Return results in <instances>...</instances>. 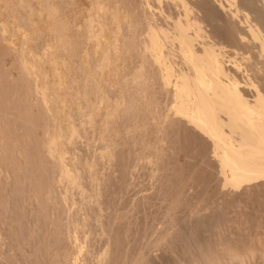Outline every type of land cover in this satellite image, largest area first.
Wrapping results in <instances>:
<instances>
[{
  "label": "bare ground",
  "instance_id": "1",
  "mask_svg": "<svg viewBox=\"0 0 264 264\" xmlns=\"http://www.w3.org/2000/svg\"><path fill=\"white\" fill-rule=\"evenodd\" d=\"M143 1L150 9L152 1L158 3L162 9L165 4L170 6L169 8L176 7V19H174L175 16L168 15L174 20V23L171 22L174 25L173 29H171L172 27L165 28L164 23L161 25L154 21V18L147 19L148 13L145 15L146 17L143 16V11H138V6L142 5L140 0H0V46H4V48L0 47V58L2 61L3 58L9 57L12 67L16 68V70L13 68L10 70L16 71L17 75L14 77L17 78L18 83L16 85L14 84L16 81L14 80L13 83L11 80L9 84L18 86L22 83L21 86L25 85L26 88L23 89L27 92L24 91L22 96V87L16 89L11 85L14 90L9 89L8 93L10 91L14 93L16 89L15 93H17H14L12 100L20 97L19 99L22 98V100L18 101L17 99V101L21 104L26 105V99L27 104L30 103L27 113L25 109H22L27 114H25V119L30 117L34 122V118L37 120L40 115L43 117V122L45 118L47 119L43 123L40 116V120L36 121L37 124H40L38 121L43 123L41 127L47 125L46 130L44 127L41 130L39 125L32 122L34 126L31 127V123H29V127L30 129L34 127L33 132L35 133L39 131L40 134V130L42 131L41 138H44L45 157L49 156V161L51 160L52 166L55 167L59 175L56 183L54 182L52 185L64 184V187L67 185L66 197L63 196L66 200L73 196V194L70 196L73 193L71 189L74 191L79 189L82 193L81 197H83L82 202L87 204L88 195L82 188L84 184L82 178L85 173L88 174L87 166L90 169L88 170L92 180L96 184H100L98 183L100 179L98 169L101 167L99 164H102L105 159L112 161L113 156V152L110 150H108L110 152L105 151L108 148L105 144L109 145L114 142L116 140L114 135L117 133L121 136L128 131L126 129L128 127L125 128L126 130L122 128L125 127L122 126L125 125L124 121L117 116L122 121L120 123L116 115L125 117L130 111L136 109V106L138 108L141 106L139 110H142L140 112L142 115L153 112L151 105L156 103L155 96H153L156 94L153 93L156 91V81L153 86L154 90H151L150 87L153 89V84L150 82H154L150 80L152 78V80H156V78L160 80L158 85L160 83L161 85L162 83L165 85L174 84L175 101L172 111L177 118V127H185L194 132L202 138L207 148L211 149V158L221 169L225 187L238 190L264 181V0ZM137 2L140 4L138 5ZM233 26L242 28L238 31V36H235L237 32L233 31ZM146 31H148V35L145 38L143 34ZM242 31L247 32L249 36ZM2 38L7 39L5 41H9V44L4 45L3 41L4 43L1 45ZM232 41H235L236 45H231ZM244 44L250 45L251 48L249 46L248 48L252 51H250L251 53H254L252 56L255 55L253 63L250 61L251 64L248 63L247 66L240 64L236 58V60H232L229 55V52L232 51L237 55L240 54V49ZM244 58V60H252L251 56ZM245 64L247 63L245 62ZM128 70H135V73L132 71L134 75L127 72ZM13 71L11 70L10 73ZM126 73H130L133 77L130 74L129 76L132 78L126 76ZM240 74L246 78L243 82L239 78ZM2 77L1 75L0 78ZM14 77L11 76V78ZM172 77H176L175 82H172ZM3 79L5 77L0 80ZM6 80L3 81L7 86ZM1 85L0 88L4 89V85L2 83ZM148 85L150 93L145 95ZM1 89L0 96L2 93L5 98L7 93L5 95ZM5 89L4 92H7ZM152 93L155 102L150 98ZM113 94L118 96L115 100L112 99V96L116 97ZM10 96H12L11 93ZM146 96H149L152 101L150 102ZM9 99L8 97L7 100ZM7 100L5 99V103ZM2 101L4 102V99ZM1 102L0 107H3ZM7 103L9 104V101ZM8 104L4 106L8 107ZM84 104L88 111L86 107L83 108ZM18 105L20 106V104ZM18 108H16L18 114L13 115L15 118L24 114L21 109L19 112ZM0 111L2 112L3 109ZM16 111L14 110L13 113ZM1 112L0 115L3 116L6 111L3 115ZM104 112L106 117L102 115ZM138 112L136 111V113ZM150 115L156 116V114L149 113ZM1 116L0 120L4 121L0 123L9 125V118L12 116L7 115L8 119L4 116L3 119ZM19 117L24 121L23 115ZM17 118H13L14 123H18L19 118ZM101 118L103 119L100 120ZM5 119L9 121L5 123ZM156 119L160 121L159 117ZM27 120L25 122L28 125ZM101 121H104L103 125L100 124ZM11 122L13 123V121ZM164 122L155 123V128L158 124V129L163 130ZM1 124L0 149L3 151L7 148L13 149V147L17 149L20 142L18 143L15 139L17 143L10 141L13 147L8 144L9 147L5 148L6 142L11 140H6L5 135H9L11 129L6 130L7 133L9 132L8 134H4L3 129L6 127L2 128ZM99 124L100 131L98 130V132L102 135L104 140L102 145L106 149L102 151L105 153L100 152L98 156L100 160H103L95 161L97 160L95 157V162L86 160L89 165L85 163L87 164L85 165L86 172L83 170L82 175V171L78 167L79 163L68 159L66 152L70 150L68 148L75 146L74 143L80 135L84 132L87 134L88 130L85 129H89L87 126L90 129L95 128L91 130L97 132ZM120 127L122 132L125 131L122 134L118 131ZM158 129V132H162ZM10 134H13L12 131ZM17 137L15 138L19 139ZM7 138L10 137L7 136ZM15 144L17 145L14 146ZM20 147L16 151L18 154L14 152L15 149L13 151L7 149L5 150L7 152H4L12 151L14 155L12 152L10 153L14 157H19V153L20 155L22 153L20 151L23 150L22 148L20 150ZM4 152L3 155H6ZM24 152L23 156L21 155L22 158L29 155V153L25 155ZM12 155L10 156L13 157ZM8 156L6 155L5 158ZM21 157L18 158V161ZM26 158L27 156L24 157V159ZM24 159H20L19 164ZM28 160H25L23 165L28 164ZM12 166L14 167L16 164L12 163ZM14 170H17L16 167ZM1 171L3 172L2 168ZM12 172L14 173V171ZM15 174L17 173L15 172ZM33 191L35 192L34 189ZM36 191L38 190L36 189ZM51 191L48 194L49 197L46 198L47 204L51 201L56 205L63 203L62 196L54 195V192ZM51 193L53 195H50ZM98 194H101V190ZM35 198L38 199V197ZM72 203L75 202L72 201ZM48 205H53V203ZM96 205L98 207V204ZM76 216L79 218L77 214L74 217ZM77 218L73 219L72 217L71 221L64 225V230L60 229L61 232L58 233V237L60 236V240L63 241L57 244H61V250L64 249L62 252L56 249L59 252L58 257L60 255L58 260L56 257V264H106L109 259L107 252L101 253L103 255L99 253L97 256L94 254L93 258L97 257L95 261L92 257H89L91 260L88 258L89 254L87 255L86 252L90 250L86 251V249L84 252L86 246L83 247L82 240L80 241L82 235L80 236L79 233L83 228L86 230L89 220L84 224V221L81 222L79 221L81 219ZM88 229L90 228L88 227ZM67 238L69 243L72 239L73 241H71L77 245L72 242L71 244L74 245L69 244ZM69 245L76 246L70 248ZM203 254L198 256L200 260L198 259L199 263L197 264H264V250L255 245L248 249L230 248L223 256L207 257ZM81 255L83 257L80 258Z\"/></svg>",
  "mask_w": 264,
  "mask_h": 264
},
{
  "label": "rangeland",
  "instance_id": "2",
  "mask_svg": "<svg viewBox=\"0 0 264 264\" xmlns=\"http://www.w3.org/2000/svg\"><path fill=\"white\" fill-rule=\"evenodd\" d=\"M140 3H142V5ZM140 3H138V5L140 4L142 8L139 7V5L138 11H143V16L148 13L146 15L147 19L154 18L153 20L161 25L164 23L163 26L166 25L165 28L167 27V29H170L172 27L171 29H173L174 25L172 23H174V20L169 18V16L171 14L172 17L175 16L174 19H176V7L174 8V6H171V8H169L170 6L168 7L167 4H165L164 6L167 8L163 6L162 9L158 3L152 1V8L150 9L146 7L143 0H140ZM174 11L176 12L174 13ZM156 15L157 17H155ZM234 28H236L235 30L237 31H235ZM239 28L235 26L232 27L233 31L235 33L237 32L235 36H238V31L242 30V28ZM243 33L249 36L247 32ZM143 35L146 38L148 31ZM3 38L1 45L4 42V45H8L9 41L6 42L5 40L7 39ZM234 44L235 41H232L231 45ZM239 46L241 47L242 45ZM248 46L250 47V45ZM248 46L244 44L238 55L233 53V51L231 53L229 52L232 60L236 58L243 66H247L250 61H254L255 55L252 56L254 53H251V47L248 48ZM1 48H4V46L2 45ZM250 56L252 60H244V57ZM244 61L247 64H245ZM10 68H13L11 59L7 57L3 58L1 61L0 58V73L5 77V79H3L4 81L7 79L6 82L8 84L9 82L11 83V80L13 83L17 80V78H15V75H17L15 71L16 68H13L15 69L14 71L11 69L14 75L10 73ZM132 71L135 73V70H128L127 72L134 75ZM130 73H126V76H129ZM241 75L242 74H240L239 78L243 82L246 78ZM11 76H15V79L11 78ZM152 79L150 80L154 82H149L153 84V87L156 81V91L153 92L156 94L153 95L152 93L151 96H149L152 100L154 98L152 95L155 96L156 103L151 105L153 108L150 106L153 112L149 113L152 115L156 114V116L153 115L152 117L150 115L151 118L149 113L142 115L140 114L142 110H139L141 106H139V108L136 106V109H134L135 107L133 106L134 108L132 109L135 111H130V113L127 114L128 111L125 113L127 114L125 117H123V115H116V118L119 116L120 119L124 121L123 123L125 125L122 126L125 127H121L124 128V130L128 129V131L125 132L123 130L125 133L122 134L121 127L118 128L119 133L123 136L117 133V135H114L116 140L110 143V146L104 143L106 148L108 147L107 150H105L106 148L102 145L104 140L102 135H100L101 133L98 132V130L100 131V124L103 125L104 121H101V123L97 122L100 123L98 125L99 129L95 126L97 132L96 130H91L95 128L92 127L90 129V127L87 126L89 129L85 128L88 130L85 131L89 134L87 135L83 131L84 134L76 139L74 143L75 146L71 147L72 149L68 148L70 150L66 152L67 158L73 159L75 163L77 161V163L80 164H78V167L81 169L82 172H79H81L82 175L84 172L83 170L86 169L85 165H87L88 162L103 160H100L98 156L100 152L104 150L106 152H113L112 161L105 159L102 164H99L100 162L97 163L101 165V167L99 166L100 169H98V177L100 178L98 183L100 184H96L92 180L90 169L87 166L89 169H86L88 174L85 173L82 178V183H84V187L82 186V188H84L83 190L88 195L87 204L82 202L83 197H81L82 193L79 189H75V191L71 189L72 191H70L73 193L70 192V196L72 194L73 196L71 199L69 198L66 200L64 198L66 197L65 192L67 185H65V187L63 186L64 184L52 185L54 182L56 183L59 175L55 167L52 166L51 160L49 161L50 158L48 155V157L46 156L47 159L49 158L47 161L45 149L43 151L44 138H41V136H43L41 135V130L44 126L41 127V125L45 123L47 119L44 117L45 121L43 122V117L40 115L42 118L40 116L39 118H41L42 124L41 121H38L40 124L36 123L39 118L37 120L34 118V122L30 117V122L28 118V120L25 119L30 103L28 102L27 104L26 99V105H24V103L21 104V102H18L22 100V98L19 99L20 97H16V100H12L17 93H15V91H17L16 89H18L17 87L20 89L22 83L19 81L21 84L16 86V83H18L16 81L14 83L16 85L13 86L9 84L8 86L7 84L6 86L4 81L0 80V87L2 83L4 89H7H5L7 92H4V89L0 88L1 92L3 90V93H5V95L7 93L8 95L3 98L4 94L1 93L4 102L1 98L0 102L2 101L3 107L1 106L0 110L3 109V111L0 112L3 115L6 111V116L5 114L3 115L4 118H7L9 115L10 117L12 116L11 118L8 117L10 120L9 125L7 123L9 120L5 119L7 126L1 124L4 120H0L2 128L6 127V129H3L4 134L11 133V131L13 133L12 135L10 133L7 135L10 138H7L5 135L6 140L11 139L8 141L9 143L6 142L7 146H5V148L9 147L8 144L11 146L12 143L17 141L18 143L20 142L19 144L22 143L21 145H14H17L18 148L21 146L20 150L23 149L20 151L22 152L21 155L23 156V151H25V155L29 153V155H26V159H24L26 156L22 158L19 153V157H21V160L24 159V163L25 160L29 159L27 161L28 164L23 165V162H21L20 165V159L18 161L19 157H14V153L12 152L13 149H15L14 152H16L18 148L16 149L12 145L13 149L11 148L12 151L10 152H12L13 155L10 152V154L5 153L7 152L5 150L8 148L4 150L5 152L0 149V153H2L0 155H3V152L7 156L9 155L6 158V155L0 157V264H56L60 257V255L58 257L59 252L57 251L61 250V244L57 243L63 241L60 240V236L58 237L60 234L59 231L61 232L60 229L64 230V225L68 224L67 222H70L72 217L73 219L77 218V216L74 217L75 214L81 219L79 221H84V224L89 220L86 230L85 228L81 229L82 232L85 231V234L82 233L81 230H78V232H81L79 233L80 236L82 235L80 241L82 240L81 243L83 247L86 246L84 252L90 250L91 253L90 251L86 253L87 255L93 254L92 256L88 255V258L92 257L94 261L99 253L107 252V258L109 259H107L108 262H106L108 264H197L199 263L198 259L200 260L198 256H201L202 253L207 257L213 255L223 256L230 248L248 249L250 246L253 247L254 245L264 250V181L238 190L231 189L230 187L228 188L227 186L225 187L221 169L211 158V149H208L202 138L194 132L185 127H177V118H175V114L172 111V106L175 101L173 94L174 84L165 85L162 83L161 85L160 83V85H158L160 80H157V78L156 80ZM171 80L175 82L176 77H172ZM11 85L16 88L14 91L15 94L11 91L8 93L9 89L14 90ZM21 87L23 93L20 94L23 96L26 92L24 90L26 87L25 85ZM148 88L149 85L145 95L150 93L148 92ZM150 89L154 90V87L153 89L150 87ZM10 93L12 96H10ZM18 96L20 95L18 94ZM115 96V98L112 96V99L115 100L118 97L117 95ZM149 96H146V98L148 97V99H150ZM8 97L10 98L9 100H7ZM5 99L7 102L9 101V104L7 102L5 103ZM152 100L150 99L149 101L151 102ZM154 100L153 102H155ZM6 104L9 106L7 105L8 107H5ZM18 104H20V106ZM23 105L25 108H22ZM27 105L28 108H26ZM15 107H21V111L22 109L26 110V113L24 112L25 110L22 111L24 114L20 113L23 115L24 121L19 117H22V115H18L19 121L18 123H14V119L17 117L15 118L13 115L15 116L16 113L18 114ZM85 107L86 105L83 106V108ZM20 109L19 112H21ZM14 110L16 111L14 112L15 114L13 113ZM136 111L139 114L136 113ZM144 112L146 113L147 111L145 110ZM102 115H104V117L107 116L105 112ZM3 116L1 117L3 118ZM155 117H159L160 121H157L158 119ZM102 119L103 118L100 120ZM120 119L118 120L121 123L122 121ZM26 120L28 121V125L27 122H25ZM11 121H13L14 125ZM161 121H165L163 130L160 128L158 129L159 126L157 127ZM31 122L39 125L38 127L41 129H39L40 134L38 130V133L36 132L38 135L33 132L34 127L30 129L29 123ZM32 123L31 127L34 126ZM155 123H158L156 124V128L162 132L157 131ZM45 127H47V125ZM45 127L44 129L46 130ZM6 130L10 131L7 133ZM45 130L43 131L46 132ZM27 135L31 137L28 138ZM15 137L19 138L20 141ZM89 142H91V144H88ZM16 154L18 153L16 152ZM92 157L97 158V160ZM86 160H88V162ZM12 163L16 164V166L13 167ZM15 167L17 169L16 171L14 170ZM82 167H84V169H82ZM11 170L14 171V173ZM15 172L17 174H15ZM35 188L38 191H36ZM99 188L101 194H98L100 193V190L98 191ZM33 189L36 195L34 191L32 192ZM50 191L54 192V195H60L59 197L62 196L63 198L64 196V198L61 199L63 203L61 202V204L56 205L55 202L48 201V204L53 203V205H48L46 198ZM50 195H53V193ZM35 197H38V199ZM72 201L75 203H72ZM96 204H98V207ZM58 206L61 207L59 208ZM88 227L90 229H88ZM71 240L72 239H70V243L68 240L69 244L73 241ZM72 243L76 244L75 242ZM63 246L64 244L62 247ZM75 246H70V248ZM94 254L96 255L95 258H93ZM83 255H81L80 258L83 257Z\"/></svg>",
  "mask_w": 264,
  "mask_h": 264
}]
</instances>
